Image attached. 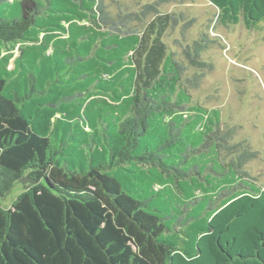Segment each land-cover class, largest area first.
<instances>
[{
    "label": "trees",
    "instance_id": "trees-1",
    "mask_svg": "<svg viewBox=\"0 0 264 264\" xmlns=\"http://www.w3.org/2000/svg\"><path fill=\"white\" fill-rule=\"evenodd\" d=\"M209 1L223 25L264 23V0ZM133 17L0 0V197L25 185L0 206V264H264V187L248 154L227 162L249 144L194 103L170 16Z\"/></svg>",
    "mask_w": 264,
    "mask_h": 264
},
{
    "label": "rangeland",
    "instance_id": "rangeland-1",
    "mask_svg": "<svg viewBox=\"0 0 264 264\" xmlns=\"http://www.w3.org/2000/svg\"><path fill=\"white\" fill-rule=\"evenodd\" d=\"M112 15L139 14L132 25L144 31L162 15L170 16L165 37L169 51L175 53L183 68L184 83L194 103L208 110H220L222 129L229 133L231 144L247 143L248 149L230 155L248 154L244 170L248 179L264 187V23L248 30L243 22L223 25L219 11L209 0H103ZM145 7L152 8L142 16ZM196 44L201 60L193 64ZM25 191L18 182L10 193L0 197V206L11 208Z\"/></svg>",
    "mask_w": 264,
    "mask_h": 264
}]
</instances>
